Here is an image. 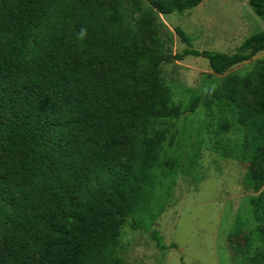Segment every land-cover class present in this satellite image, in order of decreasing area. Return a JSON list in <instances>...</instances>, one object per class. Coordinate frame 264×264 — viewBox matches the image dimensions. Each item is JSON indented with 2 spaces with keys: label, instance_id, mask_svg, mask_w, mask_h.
Instances as JSON below:
<instances>
[{
  "label": "trees",
  "instance_id": "obj_1",
  "mask_svg": "<svg viewBox=\"0 0 264 264\" xmlns=\"http://www.w3.org/2000/svg\"><path fill=\"white\" fill-rule=\"evenodd\" d=\"M201 2L0 0V264H121L122 227L153 204L154 169L163 142L174 137L167 122L201 102L193 96L183 108L173 103L161 77L166 55L157 18ZM248 4L264 22V0ZM175 32L186 47L174 58L201 56L214 74L264 52V31L232 53L193 49L179 27ZM145 38L151 47L142 46ZM250 78L249 93L243 79L231 90L232 78L220 92L243 129L250 164L244 183L259 190L264 59ZM207 95L211 101L219 91ZM259 198L254 215L264 223ZM252 261L264 264V250Z\"/></svg>",
  "mask_w": 264,
  "mask_h": 264
},
{
  "label": "rangeland",
  "instance_id": "obj_2",
  "mask_svg": "<svg viewBox=\"0 0 264 264\" xmlns=\"http://www.w3.org/2000/svg\"><path fill=\"white\" fill-rule=\"evenodd\" d=\"M157 22L166 57L186 47L176 27L191 48L223 53H232L245 38L264 31L248 0H202L184 12L158 15ZM151 45L145 38L142 46ZM260 59L264 52L223 74H214L201 56L163 60L161 77L173 103L183 108L193 96L201 102L193 112L167 122L174 137L163 142L154 169L153 204L140 206L122 227L117 245L121 264H254L255 252L264 250V223L254 215V200L264 201V182L259 190L244 183L250 164L243 129L228 96L220 92L232 78L231 90L236 79H243L249 93L251 72ZM210 89L219 91L211 101ZM245 97L249 102L252 94ZM253 172L261 169L254 166ZM155 233L164 247L157 246Z\"/></svg>",
  "mask_w": 264,
  "mask_h": 264
},
{
  "label": "clouds",
  "instance_id": "obj_3",
  "mask_svg": "<svg viewBox=\"0 0 264 264\" xmlns=\"http://www.w3.org/2000/svg\"><path fill=\"white\" fill-rule=\"evenodd\" d=\"M86 36V29L81 28L79 33H78V38L83 39Z\"/></svg>",
  "mask_w": 264,
  "mask_h": 264
},
{
  "label": "water",
  "instance_id": "obj_4",
  "mask_svg": "<svg viewBox=\"0 0 264 264\" xmlns=\"http://www.w3.org/2000/svg\"><path fill=\"white\" fill-rule=\"evenodd\" d=\"M173 58H174V56L170 55V56L166 57L164 60H165V61H169V60H171V59H173Z\"/></svg>",
  "mask_w": 264,
  "mask_h": 264
}]
</instances>
